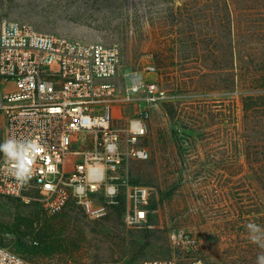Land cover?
<instances>
[{"label": "rangeland", "instance_id": "obj_1", "mask_svg": "<svg viewBox=\"0 0 264 264\" xmlns=\"http://www.w3.org/2000/svg\"><path fill=\"white\" fill-rule=\"evenodd\" d=\"M4 19L116 45L118 91L137 73L167 98L147 122L149 158L127 167L131 183L151 190L146 223L128 226L121 207L92 220L73 204L49 215L0 196L1 244L38 264H142L177 255L168 233L183 229L198 250L182 263L256 264L264 249L246 225L264 226V112L244 110L234 80L250 59L233 48L264 42V0H0ZM114 113L124 124L133 110Z\"/></svg>", "mask_w": 264, "mask_h": 264}, {"label": "built area", "instance_id": "obj_2", "mask_svg": "<svg viewBox=\"0 0 264 264\" xmlns=\"http://www.w3.org/2000/svg\"><path fill=\"white\" fill-rule=\"evenodd\" d=\"M119 65L116 45L40 32L18 20L0 22V142L31 141L41 149L23 184L0 154V196L37 202L49 215L73 204L92 220L106 217L124 201V222L146 223L151 190L131 183L127 167L132 160L149 158L142 145L147 122L167 94L137 73H126L119 92ZM123 103L133 110L124 124L115 122L121 117L114 113ZM168 238L178 254L142 264H202L200 259L181 262L197 252L195 235L173 229ZM0 264L38 263L0 243Z\"/></svg>", "mask_w": 264, "mask_h": 264}, {"label": "clouds", "instance_id": "obj_3", "mask_svg": "<svg viewBox=\"0 0 264 264\" xmlns=\"http://www.w3.org/2000/svg\"><path fill=\"white\" fill-rule=\"evenodd\" d=\"M40 150V146L31 141L9 138L0 142V154L11 165V174L22 184L31 177V162ZM246 228L250 241L264 249V226L249 222ZM256 264H264V251L257 256Z\"/></svg>", "mask_w": 264, "mask_h": 264}, {"label": "trees", "instance_id": "obj_4", "mask_svg": "<svg viewBox=\"0 0 264 264\" xmlns=\"http://www.w3.org/2000/svg\"><path fill=\"white\" fill-rule=\"evenodd\" d=\"M254 36V34H251ZM260 38L256 37L251 39V41H259ZM264 42H260L255 47H246V54H242L240 49L236 51V48H233V52L240 53L242 58L245 56L249 58L247 63L248 66L243 69L244 79L238 81L234 80L236 86L239 85L238 93L245 94L243 96V106L246 113L254 112V110L262 109L264 112ZM242 65V64H241ZM239 66V68L241 67ZM238 68V67H237ZM238 68V69H239ZM124 209V201H121V205L118 208Z\"/></svg>", "mask_w": 264, "mask_h": 264}]
</instances>
